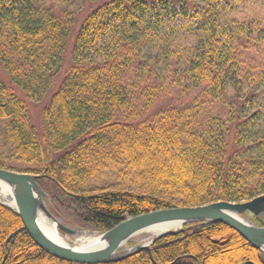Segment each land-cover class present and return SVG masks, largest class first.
Here are the masks:
<instances>
[{
  "label": "trees",
  "instance_id": "obj_1",
  "mask_svg": "<svg viewBox=\"0 0 264 264\" xmlns=\"http://www.w3.org/2000/svg\"><path fill=\"white\" fill-rule=\"evenodd\" d=\"M83 4L97 6L74 33ZM0 64L13 85L0 81V169L38 176L69 226L91 236L264 195V0H0ZM55 84L39 137L29 105ZM175 95L190 97L149 113ZM151 256L110 264H264L216 222L160 238ZM0 264L75 263L0 205Z\"/></svg>",
  "mask_w": 264,
  "mask_h": 264
},
{
  "label": "water",
  "instance_id": "obj_2",
  "mask_svg": "<svg viewBox=\"0 0 264 264\" xmlns=\"http://www.w3.org/2000/svg\"><path fill=\"white\" fill-rule=\"evenodd\" d=\"M38 176L0 169V184L10 190L15 208L0 202V205L18 214L31 240L45 253L75 264H110L130 257L141 251H147L151 257V247L160 238L177 234L183 226L197 223H221L236 233L254 248L264 253V227L244 222L240 216L251 215L264 220V195L243 203L215 202L197 207H178L154 211L133 218H127L102 234L103 245L100 248L79 251L72 247L60 245L47 237L38 226L39 212L42 211L57 229L66 234H75L79 229L66 227L58 222L45 204H49L47 195L37 183ZM179 224V229L159 233L147 244H138L125 248L128 241L144 233L149 228ZM58 231V232H59Z\"/></svg>",
  "mask_w": 264,
  "mask_h": 264
},
{
  "label": "rangeland",
  "instance_id": "obj_3",
  "mask_svg": "<svg viewBox=\"0 0 264 264\" xmlns=\"http://www.w3.org/2000/svg\"><path fill=\"white\" fill-rule=\"evenodd\" d=\"M51 4H48L49 7ZM97 4H92V5H86V4H83L82 7H83V10H81L79 16H78V19L75 23V26H74V33L76 32V29L78 28L79 24L82 22V20L84 19V17L86 16V14L94 7H96ZM60 10H58L57 12H59ZM70 46V44H69ZM68 46V48H69ZM69 50L66 54V60L69 58ZM0 81L3 82L5 85L7 86H12V83L10 81V78L9 76L7 75V73L4 71V69L2 68L1 64H0ZM58 83V82H57ZM56 89V84L54 85L53 88H51L50 90H48V92L46 93V95L44 96L43 100L38 103L37 105H29V111H30V115H31V119H32V122H33V125L35 126V129L37 130V133H38V136L41 137L42 135V126H41V112L43 110V108L46 106L47 102H48V99L50 98V96L52 95V93L55 91ZM16 94L24 99V95L22 94V92L19 90V89H16ZM195 94L191 95L192 97L194 96ZM190 96L188 97H185L183 95H175V96H170V97H167V98H164L163 100H161L160 103L154 105L151 109H150V112L149 113H152L153 111L155 110H162V109H166V108H169V107H172V106H176L178 108L184 106L185 104H187V100L189 99ZM191 97V98H192ZM8 209V208H7ZM59 223H61L62 225L64 226H68L70 228H74V229H78V228H75V227H72V226H69L67 225L64 220L60 217H55ZM240 218L248 223V224H254L253 222V217L251 215H245V216H240ZM255 225V224H254ZM59 231V230H58ZM60 235L62 236V238L70 245L72 246H75V243L73 242L75 240V237L76 235H71V234H66L62 231H59ZM76 234H78L79 236H82V235H86L87 236V233L86 232H83V231H78ZM145 235L144 233L142 234H139L138 236L134 237L133 239H131L130 241H128L127 245L125 246V248H131L135 245H138V244H143L145 243V239H144Z\"/></svg>",
  "mask_w": 264,
  "mask_h": 264
},
{
  "label": "bare ground",
  "instance_id": "obj_4",
  "mask_svg": "<svg viewBox=\"0 0 264 264\" xmlns=\"http://www.w3.org/2000/svg\"><path fill=\"white\" fill-rule=\"evenodd\" d=\"M0 202L10 208H15V204L12 198V195L10 193V190L8 187H6L3 184H0ZM46 209H49L50 212L52 213V210L50 208V205L45 204ZM52 215L56 217L53 213ZM127 219V218H126ZM38 226L40 230L47 236L49 237L52 241L59 243L60 245L67 246V247H72L75 250L79 251H89L93 249H97L102 247L103 242L102 239L99 238L102 234H95V235H82L79 236L78 234L76 235L75 240L73 241L75 243V246H72L68 244L60 235L57 229V224L53 221H51L44 212L40 211L39 216H38ZM179 224H170V225H160V226H155L152 228H149L144 232V239L145 243H149L154 237H156L159 233L166 232V231H175L179 229ZM81 231V230H80ZM147 252V251H146ZM148 253V252H147ZM149 254V253H148ZM150 255V254H149ZM152 257V256H151Z\"/></svg>",
  "mask_w": 264,
  "mask_h": 264
}]
</instances>
